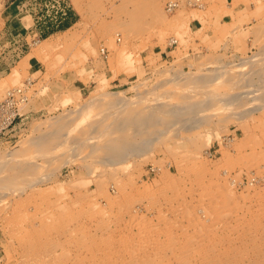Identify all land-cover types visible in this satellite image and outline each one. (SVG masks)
Segmentation results:
<instances>
[{"label":"rangeland","instance_id":"rangeland-1","mask_svg":"<svg viewBox=\"0 0 264 264\" xmlns=\"http://www.w3.org/2000/svg\"><path fill=\"white\" fill-rule=\"evenodd\" d=\"M67 2L72 24L0 74V100L31 82L21 120L0 138V264H35L32 250L48 243L57 261L66 255L57 264H89L123 236L127 206L156 224L160 196L204 168L248 205L264 189L250 168L264 101L214 106L246 81L264 90V0ZM18 28L16 0H0V37ZM205 91L217 99L187 105ZM158 116L166 124L154 128Z\"/></svg>","mask_w":264,"mask_h":264},{"label":"bare ground","instance_id":"bare-ground-1","mask_svg":"<svg viewBox=\"0 0 264 264\" xmlns=\"http://www.w3.org/2000/svg\"><path fill=\"white\" fill-rule=\"evenodd\" d=\"M244 84L241 89H230L226 93L218 92L219 95L217 96L219 99L214 96V91L207 95H205V91V93H201L202 95L199 94L200 97L198 95L197 98L189 101L187 105L195 104L197 101L199 103L208 102L212 98L210 96H213L218 100L214 106L215 108H223L225 110L230 108V112H232L235 108L234 110L231 108L241 105L243 99H252L255 103L264 101V95L260 96L264 91L262 89L263 91L261 92L260 88L262 87L257 86L258 88L254 89L248 81ZM174 111L168 110L169 113L166 111L167 116L176 112ZM262 114L264 115L263 112ZM161 117L162 119L164 118V116H158L152 121L154 128L166 124ZM169 117L171 118V116ZM174 119L171 118L172 121ZM171 120L167 121V124H170ZM146 131L147 128H145L144 132ZM243 131L246 132L244 129ZM262 136L264 137V132ZM263 143L260 144L262 145ZM261 145L253 147V150H251L255 160L250 168L259 178L264 179V150ZM202 162H200L201 165H203ZM204 169V171L201 170V172L194 174V180H187L189 181V188L186 186L187 181H184L181 177L183 179L182 182H184H181L183 184L181 187L175 188L174 185L172 189L170 188V194L160 196L163 199L162 203L165 212L160 209L156 211L155 209L156 212L159 211L156 224L141 222L132 214L131 205L127 206L124 215L128 219L125 221L123 228L121 227L120 229V231L122 229L124 231L123 236L119 235L122 236L121 239L114 241V243H107L106 248L103 247L104 249L99 252L100 255L95 256L90 251L91 256L88 252L92 257L91 261H95L94 264L97 262V264H264V189L258 193H253L255 195H252V198L250 197L247 205L245 200H241L240 197L234 195L231 186L233 182H228L227 176L222 180L220 179L223 181L220 183L221 181L219 182L217 174L216 176L206 168ZM44 238H42V242ZM52 239L54 238L49 239L48 242L52 243ZM29 243L27 240V244ZM38 243L36 249L40 247ZM53 244L44 245L45 247H42L41 250L38 249L39 253L32 250L33 254L37 253V256L34 254L35 258L32 257L35 264H55L63 256L66 257V255L61 253L62 255L61 257L59 256L60 258L57 261L55 259L57 255L54 253L55 245ZM26 249L28 250V248L25 247L24 249L27 252Z\"/></svg>","mask_w":264,"mask_h":264},{"label":"built area","instance_id":"built-area-1","mask_svg":"<svg viewBox=\"0 0 264 264\" xmlns=\"http://www.w3.org/2000/svg\"><path fill=\"white\" fill-rule=\"evenodd\" d=\"M189 6H200V0H187ZM176 2H168L166 11L173 12ZM19 30L15 34L6 33L0 37V74L6 72L31 46L41 42L45 36L60 31L72 24L70 6L67 0H16ZM29 21H24V19ZM176 40L169 42V47ZM31 82L6 91L0 100V138L6 137L17 120H21L20 109L29 100Z\"/></svg>","mask_w":264,"mask_h":264},{"label":"crops","instance_id":"crops-1","mask_svg":"<svg viewBox=\"0 0 264 264\" xmlns=\"http://www.w3.org/2000/svg\"><path fill=\"white\" fill-rule=\"evenodd\" d=\"M16 24H17V22H16Z\"/></svg>","mask_w":264,"mask_h":264}]
</instances>
